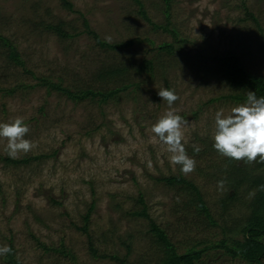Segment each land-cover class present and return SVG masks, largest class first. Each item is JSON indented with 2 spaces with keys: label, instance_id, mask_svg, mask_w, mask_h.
Instances as JSON below:
<instances>
[{
  "label": "rangeland",
  "instance_id": "374dc122",
  "mask_svg": "<svg viewBox=\"0 0 264 264\" xmlns=\"http://www.w3.org/2000/svg\"><path fill=\"white\" fill-rule=\"evenodd\" d=\"M66 1L72 10L59 0H0V34L15 45L26 71L7 60L0 45V123L22 117L30 127L25 138L36 145L12 158L7 140L0 138V157L43 158L20 167L0 162V246L11 243L16 264H116L92 258L89 239L77 230L93 205L88 233L98 257L155 263L148 221L128 214L141 210L139 196L149 219L165 231L178 253L194 241H220L218 228L186 230L187 215L179 206L183 197L156 180L182 176L198 187L213 218L222 221L218 201L227 190L218 189L217 182L223 179L218 168L224 156L202 151L214 144L215 113L223 109L228 115L242 103L226 99L235 91L215 74L217 59L231 53L249 75L264 76V0L244 1L258 26L246 18L241 0H170V23L184 41L172 56L157 50L173 43L172 37L142 21L132 0ZM140 1L150 21L164 26L166 0ZM83 21L107 44H135L100 50L83 34ZM37 22L61 23L72 38L40 33L34 28ZM144 60L154 64L151 77L134 73ZM108 66L129 68L131 74L119 83L95 84L96 71ZM29 73L52 83L60 80L71 90L128 89L104 105L70 101L37 87ZM162 87L175 90L179 99L171 110L188 121L182 143L196 160L188 175L171 162V153L151 132L170 110L158 96ZM194 145L201 150L195 153ZM243 203L231 211L230 221L245 216ZM62 247L70 256L52 252ZM0 264H8L5 255ZM200 264L246 263L210 251Z\"/></svg>",
  "mask_w": 264,
  "mask_h": 264
},
{
  "label": "trees",
  "instance_id": "16d2710c",
  "mask_svg": "<svg viewBox=\"0 0 264 264\" xmlns=\"http://www.w3.org/2000/svg\"><path fill=\"white\" fill-rule=\"evenodd\" d=\"M67 10H72V6L66 0H59ZM245 0H241V8L248 20L257 25L256 19L249 13L245 7ZM137 6V15L148 24L154 32L162 31L172 37L173 43H163L157 50L159 53L172 56L176 51L181 49V43L184 41L179 37L177 31L172 28L170 23V0L165 1V25L156 26L148 18L144 11L143 5L140 0H132ZM34 27L39 29L40 33L54 35L59 39L72 38L65 26L61 23L58 24H45L37 22ZM84 33L95 42V45L100 50L105 52L119 51L125 48H130L135 44V41L129 40L125 43L107 44L102 41L93 31L90 30L88 23L83 21ZM258 26V25H257ZM0 45L6 49L7 60L14 66L24 70V63L19 58L17 49L13 43L2 37L0 34ZM177 46V48H176ZM264 52V45H263ZM218 67L216 75H218L228 86L234 89L235 94L226 97V99L237 103H246L247 92H256L257 97L264 96V76L254 77L249 75L236 56L231 53L226 54L222 58L217 59ZM26 73V71L24 70ZM129 68L108 66L99 68L94 77L96 78L95 84L105 85L109 83H119L125 81L124 79L129 76ZM154 72V64L150 60H144L136 69V76H142L144 74L151 77ZM30 74V73H29ZM31 75V74H30ZM37 81V87L51 89L55 92L62 93L70 101H84L89 100L96 102L98 105L107 104L110 100L115 99L119 93L125 92L127 87H119L111 91L96 90L91 87L71 90L69 88H63L60 80L56 83H52L49 78H40L35 75H31ZM130 86V85H129ZM138 88V87H137ZM2 90L0 89V92ZM14 89L8 91L12 94ZM215 151L219 154L213 146H208L207 149L202 151ZM193 153V152H192ZM196 153V151H195ZM41 161L40 157H28L20 161H15L9 158L0 157V162L5 166L20 167L28 165L33 161ZM220 177L226 178L225 189L223 197L219 199L220 215L219 218L222 221H216L207 206L200 190L193 183L186 181L182 176L161 178L156 180L158 183H162L173 191L177 192L178 197H183L181 206L182 212L187 215L188 227H201L203 229L218 228L221 231L222 239L215 243L207 242H192L190 247L185 248L184 253H178V248L175 244L169 240L165 231L152 222L147 213L144 205V200L139 196L137 205L141 207L140 211L129 212L131 217L143 218L149 223L150 243L157 251V261L150 264H200L204 255L210 251H219L224 257H228L231 260H239L246 264H260L264 259V163L254 162L247 163L246 161H236L227 157H224L222 161V167L218 168ZM255 191V195L251 196L250 193ZM247 199V200H246ZM245 202L246 214L239 221H230L231 211L235 209L237 204L243 205ZM93 210L91 205L86 214L82 217L83 226L79 229L83 235L89 239V252L92 258L110 260L116 264H126V261L119 260L115 256L105 257L97 256L96 251L90 243V237L88 233V226L90 222V215ZM12 252L5 255L8 264H16L14 262V249L9 242ZM44 250H48L43 248ZM50 251V249L48 250ZM52 252H59L64 256H70L62 247L59 250Z\"/></svg>",
  "mask_w": 264,
  "mask_h": 264
},
{
  "label": "clouds",
  "instance_id": "9594fccd",
  "mask_svg": "<svg viewBox=\"0 0 264 264\" xmlns=\"http://www.w3.org/2000/svg\"><path fill=\"white\" fill-rule=\"evenodd\" d=\"M158 96L166 101L169 106L167 111L152 126L151 132L166 146L171 153L170 160L173 164L181 166V172L188 175L195 171L196 160L189 157L184 144L183 128L188 124L175 110L172 105L179 99L175 90L161 88ZM30 127L22 117H16L7 123H0V138L7 140V152L12 158L20 153H28L36 145L25 136ZM214 149L222 156L236 160L264 163V96L257 97L256 92H247V101L231 108L228 115L220 109L215 113ZM194 151L201 149L193 146ZM226 178L217 182L220 190L225 188ZM255 195V191L250 193ZM12 252L11 247L0 246V255Z\"/></svg>",
  "mask_w": 264,
  "mask_h": 264
}]
</instances>
